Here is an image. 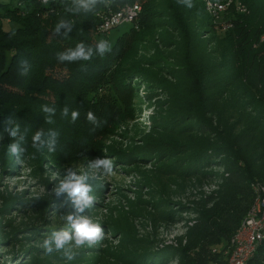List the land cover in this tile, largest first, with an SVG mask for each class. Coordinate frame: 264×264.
I'll return each instance as SVG.
<instances>
[{"label": "trees", "instance_id": "trees-1", "mask_svg": "<svg viewBox=\"0 0 264 264\" xmlns=\"http://www.w3.org/2000/svg\"><path fill=\"white\" fill-rule=\"evenodd\" d=\"M129 1L0 2V20L9 16L17 25L6 30L0 23V147L23 157L42 148L68 162L92 156L112 116H128L118 66L133 55L137 33L159 19L178 39L168 46L184 71L175 80H189L196 94L187 119L204 120L205 129L184 145L198 162L191 167L218 162L223 169L177 264H225L224 251L253 202L250 185L264 181V0H241L244 13L229 10L231 25L221 36L199 0H140L136 21L111 40L98 30L96 13ZM194 23L215 35L201 41ZM211 44L217 47L208 50ZM245 264H264V239Z\"/></svg>", "mask_w": 264, "mask_h": 264}, {"label": "rangeland", "instance_id": "rangeland-1", "mask_svg": "<svg viewBox=\"0 0 264 264\" xmlns=\"http://www.w3.org/2000/svg\"><path fill=\"white\" fill-rule=\"evenodd\" d=\"M10 20L1 19L2 28L17 26ZM158 20L148 34L137 33L133 55L118 66L128 116H112L92 156L68 162L42 148L23 157L0 147V264L179 261L187 230L223 169L218 162L191 167L198 162L184 145L205 129L204 120L187 119L196 94L189 80H175L184 71L168 46L178 39ZM130 26L112 29L110 39ZM194 28L203 42L223 33L204 30V23Z\"/></svg>", "mask_w": 264, "mask_h": 264}, {"label": "built area", "instance_id": "built-area-1", "mask_svg": "<svg viewBox=\"0 0 264 264\" xmlns=\"http://www.w3.org/2000/svg\"><path fill=\"white\" fill-rule=\"evenodd\" d=\"M43 3L48 0H41ZM210 16L212 26L224 31L231 24L224 19L229 10L238 13L247 11L241 0H199ZM110 8V7H109ZM141 11L140 0H132L116 10L97 12L101 21L98 30L109 33L124 23H134ZM254 194L252 205L242 219L237 231L224 251L225 264H245L255 253L258 244L264 239V181H254L250 185Z\"/></svg>", "mask_w": 264, "mask_h": 264}]
</instances>
